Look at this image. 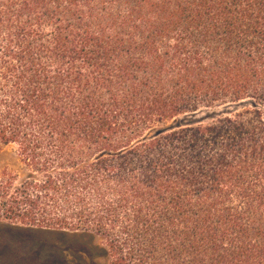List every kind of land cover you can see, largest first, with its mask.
Masks as SVG:
<instances>
[{"label":"trees","instance_id":"16d2710c","mask_svg":"<svg viewBox=\"0 0 264 264\" xmlns=\"http://www.w3.org/2000/svg\"><path fill=\"white\" fill-rule=\"evenodd\" d=\"M0 38L50 227L114 264H264V0H0Z\"/></svg>","mask_w":264,"mask_h":264},{"label":"rangeland","instance_id":"374dc122","mask_svg":"<svg viewBox=\"0 0 264 264\" xmlns=\"http://www.w3.org/2000/svg\"><path fill=\"white\" fill-rule=\"evenodd\" d=\"M1 41L0 47L4 45ZM10 88L8 84L0 89V129L7 125L5 137L13 135L7 142L0 137V264H114L113 252L99 257L94 249L107 245L104 235L50 227L59 225L49 220L52 207L45 198L46 181L58 176L60 169L44 162L48 155L35 147L30 130L10 129L11 121L30 128L27 120L18 121L8 113L2 99L10 96L6 95Z\"/></svg>","mask_w":264,"mask_h":264}]
</instances>
